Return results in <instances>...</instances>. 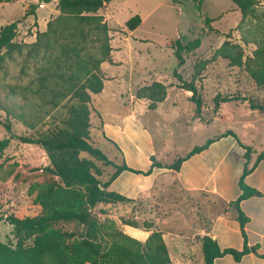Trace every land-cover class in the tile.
Segmentation results:
<instances>
[{"label": "rangeland", "instance_id": "1", "mask_svg": "<svg viewBox=\"0 0 264 264\" xmlns=\"http://www.w3.org/2000/svg\"><path fill=\"white\" fill-rule=\"evenodd\" d=\"M41 3H45V6L42 7ZM33 5H37L35 9ZM259 9H264V0H260ZM27 12L29 14L25 16ZM98 13L104 16L110 27L112 48L121 49L126 44L140 51L132 54V69L139 73L136 78L149 76V70H156L154 73L158 74L146 78L144 82H135L130 78L122 82L121 73L116 72L121 84L113 88L122 87L121 99L130 101L133 97L137 98L140 87L160 79L167 86L166 96H169L171 105H184L192 93L178 86V79L173 74L178 59L172 45L178 40L189 44L199 39L198 47L191 52H184L186 62L179 68L186 80H193L196 63L202 64L201 61L207 60L195 78L203 98V117L193 115L190 118L197 120L200 126L215 122L216 138L222 131L231 129L241 142L251 143L252 148L264 150L263 111H254L246 100H232L226 102V106L222 102L216 111L213 101V97L221 93L246 95L264 102V86H257L244 67L233 65L219 50L225 41H230L233 45H241L246 56L251 55L256 45L244 42L243 35L248 29H255L259 21L249 18L238 27L242 13L233 0H112ZM60 14L58 0H0V31L6 24L18 21L14 38L17 46L11 51L4 49L0 62V120L12 124V131L9 132L0 122V139L12 136L10 144L0 151V217H3L0 219V239L8 243H15L16 239L14 227L6 219L7 215L14 213L23 218L41 211L35 196L29 193V182L17 181L11 171L26 164L44 166L50 162L41 145L23 142L19 137L36 136L39 131L60 124L67 116L69 103L75 99L69 101L73 89L79 88L84 81L81 61H92L91 56H101L102 37L99 35L98 39L97 34L91 33L83 41L76 28L67 29L63 35L55 37L48 51L41 45H34L38 34L47 31L50 21L53 26L63 23L64 18H59ZM137 14L141 16L142 22L131 31L126 27V21ZM207 18L213 20L207 22ZM125 34L128 35L124 38ZM64 45L68 46L69 52H65ZM226 48L235 51L232 45ZM124 50L127 53V47ZM78 52L81 58L77 57ZM116 56L124 54L120 52ZM102 64L99 73L104 78H112L111 74L106 76ZM124 67L128 66L124 64ZM146 100L150 108L151 100ZM56 101L60 102L57 106L53 104ZM90 109V120H93L90 141L100 148L105 143L99 130L101 113L95 103L92 106L90 104ZM168 131L172 135V145L184 150L192 143L205 141L213 129L176 122L170 124ZM104 153L112 159L109 153ZM80 156L94 162V174L102 181L111 176V169L114 171L111 165L87 152H81ZM223 209L224 204L218 196L184 192L173 178L164 177V181L149 194L140 195L130 203H102L93 211L100 221L114 220L122 231L125 227L122 219L125 218L136 221L140 228L150 226V230L167 234L166 239L173 253L170 264H205L196 244L201 241L205 230L209 229L212 218ZM57 226L72 230L76 223L61 222ZM178 235L187 245L193 246L190 248L193 255L189 256L192 260L178 259L174 244Z\"/></svg>", "mask_w": 264, "mask_h": 264}, {"label": "trees", "instance_id": "2", "mask_svg": "<svg viewBox=\"0 0 264 264\" xmlns=\"http://www.w3.org/2000/svg\"><path fill=\"white\" fill-rule=\"evenodd\" d=\"M111 1L58 0L61 11L59 18H64L63 23L53 26L50 21L47 31L38 34L34 45H41L46 51L51 48L53 39L63 35L67 29L76 28L83 41L89 34H97L98 39L102 37L101 56L98 58L91 56L92 61H81L84 81L79 88L73 89L69 101L75 99L69 103L67 116L60 124L55 128L39 131L36 136L19 137L23 142L41 145L46 150L50 162L44 166L26 164L16 171H11L14 172V179L17 181L29 182V193L35 196V202L41 206V211L37 215L23 218L14 213L7 215V221L14 227L13 233L16 241L8 243L0 239V264H169L171 262L169 248L161 231L152 230L147 239L143 241L119 229L114 220L100 221L93 211L102 203L129 200L126 196L110 190L109 186L124 170L141 172L126 163L117 164L90 141L92 94H98L104 88L103 76L98 69L104 61H113L109 37L110 27L98 11ZM233 2L242 13L238 27L246 23L249 18L260 22L255 29H248V32L243 35V41L255 43L256 48L251 55L246 56L241 45H233L230 41H225L219 50L224 52L233 65L244 67L257 86H264V9H259L260 0H233ZM36 6L33 5L34 9ZM28 14L27 12L25 16ZM210 20L213 19L207 18V22ZM141 22V16L137 14L126 21V27L133 31ZM17 27L18 21H13L6 24L0 31V62L3 59L4 49L11 51L17 46L14 41ZM199 43V39L189 44H183L178 40L173 43L172 47L178 59L174 76L180 81V87L192 93L191 100L196 105V114L201 116L203 98L195 83V78L207 60L201 61L202 64L196 63L194 79L191 81L184 79L179 72V68L186 62L184 52L193 51ZM228 45H232L235 51L226 48ZM63 48L65 52H69L67 45ZM72 48L74 50L76 47ZM80 55L81 53L78 52L77 57L81 58ZM90 64L93 66L88 67ZM137 95L149 98L150 108L153 109L158 102L165 99L167 86L160 81H153L149 85L140 87ZM232 100H246L251 109L264 112V102L253 97L221 93L213 98L215 110L217 111L222 102ZM59 103L56 101L53 104L57 106ZM0 122L3 121L0 120ZM3 124L9 132L12 131L10 121L3 122ZM223 135L235 137L246 149V159H250L251 146L241 142L231 129L225 131ZM11 140V135L0 139V151L9 145ZM211 142L212 139H209L205 144L195 146L186 156L179 157L171 164L153 158V165L178 170L187 157L200 152ZM81 152H87L114 168L107 181L103 182L94 174V162L89 158L81 157ZM262 159H264V150L257 154L252 167L246 163L239 180L242 193L232 204L238 211V220L245 238L244 248L242 250L222 248L215 238L204 235L201 243L205 264H214L217 257L225 254H232L239 261L250 252L245 232V225L249 218L240 203L256 193V189L248 185L245 178ZM122 221L125 224L139 226L136 221H129L125 218ZM61 222H75L76 227L72 230L58 227L57 224ZM146 229L150 230V226H146Z\"/></svg>", "mask_w": 264, "mask_h": 264}, {"label": "crops", "instance_id": "3", "mask_svg": "<svg viewBox=\"0 0 264 264\" xmlns=\"http://www.w3.org/2000/svg\"><path fill=\"white\" fill-rule=\"evenodd\" d=\"M126 35L128 34H125L124 38ZM126 47L127 53H125L126 50L123 51ZM135 51L140 52L126 44L121 49L112 48L113 61H106L102 64L106 76L111 74L112 78L103 77L104 88L102 92L92 94L90 102L91 106L92 103H95L101 113L99 130L104 136L105 143L100 145V148L109 153L112 160L117 164L126 163L133 169L141 171L124 170L111 182L110 190H114L129 199L113 204L130 203L140 195L149 194L154 187L164 181V177L173 178V181L175 180L179 184L180 190L184 192L218 196L222 200L224 209L212 218L209 229L205 230L202 237L210 235L218 241L222 248L242 250L245 246V238L238 220V211L232 204L242 193L239 180L246 163L252 167L257 154L262 150L253 147L250 159H246V149L239 144L235 137L223 135L225 131H222L217 138L214 136L215 122H207L200 126L197 120L190 117L196 115L202 118L203 108L201 116H198L196 105L191 100V96L190 100L181 106L171 105L169 96H166L153 109L149 108L145 97H133L130 101H128L129 99H121L123 98L121 95L122 87L113 88L114 85L121 84L119 77L115 75L116 72L121 73L122 82L127 81L128 78L135 82H144L146 78L158 75L154 73L156 70H149V76L136 78L139 73L136 69H132L134 66L132 54ZM120 52L124 56H116ZM124 64L128 67H124ZM153 81H160L164 84L160 79ZM179 83L178 80V86ZM223 105L226 106V102ZM90 121L93 122V120ZM176 122L195 124L204 129L212 127L213 132L205 141L200 144L192 143L183 150L172 145V135L168 131L170 124ZM209 139H212V142L200 152L187 157L178 170L154 167L153 165V158L163 163H174L179 157L186 156L195 146L203 145ZM246 144L251 147L253 145L251 143ZM111 168L113 167L111 166ZM111 171L113 173L112 169ZM214 176L217 178L214 179ZM245 182L256 189L254 195L243 199L240 203L241 208L249 218L245 225V232L250 252L246 253L239 261L232 254H225L217 257L214 264H264V159L246 176ZM123 230L133 237L141 238L140 240H146L152 231L130 224H125ZM163 235L172 260L173 253L166 239L167 234ZM175 238V253L178 255V259L192 260L189 256L193 255L190 250L193 246L187 245L181 235ZM196 245V248L200 249V258L204 261L201 241L197 242Z\"/></svg>", "mask_w": 264, "mask_h": 264}, {"label": "built area", "instance_id": "4", "mask_svg": "<svg viewBox=\"0 0 264 264\" xmlns=\"http://www.w3.org/2000/svg\"><path fill=\"white\" fill-rule=\"evenodd\" d=\"M41 6H42V7L45 6V3H41Z\"/></svg>", "mask_w": 264, "mask_h": 264}]
</instances>
